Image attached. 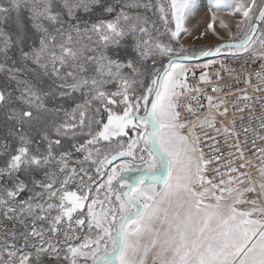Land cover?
Wrapping results in <instances>:
<instances>
[{
	"label": "snow or ice",
	"instance_id": "1",
	"mask_svg": "<svg viewBox=\"0 0 264 264\" xmlns=\"http://www.w3.org/2000/svg\"><path fill=\"white\" fill-rule=\"evenodd\" d=\"M0 264H264V0H0Z\"/></svg>",
	"mask_w": 264,
	"mask_h": 264
},
{
	"label": "built area",
	"instance_id": "2",
	"mask_svg": "<svg viewBox=\"0 0 264 264\" xmlns=\"http://www.w3.org/2000/svg\"><path fill=\"white\" fill-rule=\"evenodd\" d=\"M206 62H207L206 60H205V61H201V63H206ZM229 63H230V65H231V67H237L236 64L231 63V62H229ZM218 66H219V65H217V67H218ZM215 70H216V69L213 68V69H210L209 71L214 72ZM223 82L228 83V84H231V83H232V80H231V78H230L228 75L224 74V81H223ZM235 87L244 88L245 85H244L243 83H241V84H239V85H236ZM228 90H229V89H227V88L225 89V91H228ZM233 91H234V89H233ZM248 91H249V93L251 94L252 90L249 89ZM209 92H211V89H209ZM220 95L222 96L223 93H221ZM236 95H239V93H236ZM231 99H235V96L231 97ZM243 103H244V102L241 101V106L243 105ZM248 103H252V101H248ZM255 107H256V109H257V114H258V113H259V109H260V105H259V104H256ZM247 113H248V109H245V112H244V113H236V119H237L236 128H237V130L240 131V133H241V139H243V129H246V128H248V127L250 126V122H249V120L247 119ZM232 114H233V111H232V105H231V103H229V113H228V117H229V119L231 118ZM240 115H244V116H245V119L243 120V122H241L240 119H239ZM219 119H220V118L218 117V120H219ZM241 123L243 124V129L241 128ZM252 123L254 124V123H256V122L253 121ZM217 126H219V125H217ZM230 127H231V126H230ZM209 135H214V133H213L211 130H209ZM231 136H232V133H229V137H231ZM217 139L220 140L221 145H223V139H224V138H223L222 136H220V137H217ZM253 139H254V137L252 136L251 133H249V143H248V145H247L248 148H251V143H252V140H253ZM258 143H259V142H258ZM221 151L227 153V152L230 151V149H228L226 146H223V147L221 148ZM212 155H216V153H212ZM249 155H251V154L249 153ZM253 159H254V158H253ZM254 162H255L257 165L260 163L259 160H255V159H254Z\"/></svg>",
	"mask_w": 264,
	"mask_h": 264
},
{
	"label": "rangeland",
	"instance_id": "3",
	"mask_svg": "<svg viewBox=\"0 0 264 264\" xmlns=\"http://www.w3.org/2000/svg\"><path fill=\"white\" fill-rule=\"evenodd\" d=\"M226 19H228L226 17ZM210 21V17L206 14L205 10L202 9L196 16L195 19L191 20L188 24L189 28H193L196 25H199L198 27L195 28V31L193 33L194 36H199L201 32H203L206 28V25L208 24V22ZM214 28L216 29V31H219L221 35L225 36V38H227V34L222 31L219 27V24L216 23L214 24ZM235 27H234V22H233V26H232V31H235ZM217 39L215 36L212 35V32L209 30L208 32L205 33L204 37H201L199 39H193L191 37H185V43L192 45L195 44L197 47H199L200 45H214L215 43H217ZM215 59V58H213ZM201 63V61H200Z\"/></svg>",
	"mask_w": 264,
	"mask_h": 264
},
{
	"label": "water",
	"instance_id": "4",
	"mask_svg": "<svg viewBox=\"0 0 264 264\" xmlns=\"http://www.w3.org/2000/svg\"><path fill=\"white\" fill-rule=\"evenodd\" d=\"M201 61H205V60H201Z\"/></svg>",
	"mask_w": 264,
	"mask_h": 264
}]
</instances>
